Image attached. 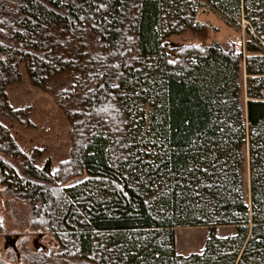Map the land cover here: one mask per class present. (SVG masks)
I'll return each instance as SVG.
<instances>
[{
	"label": "trees",
	"instance_id": "16d2710c",
	"mask_svg": "<svg viewBox=\"0 0 264 264\" xmlns=\"http://www.w3.org/2000/svg\"><path fill=\"white\" fill-rule=\"evenodd\" d=\"M208 7L250 23L247 55L171 42L204 35ZM22 67L47 92L63 79L72 104L70 156L54 171L0 122V195L58 245L24 238V264H264V0H0V116L18 123L8 88ZM223 225L237 233L177 253V228Z\"/></svg>",
	"mask_w": 264,
	"mask_h": 264
},
{
	"label": "rangeland",
	"instance_id": "374dc122",
	"mask_svg": "<svg viewBox=\"0 0 264 264\" xmlns=\"http://www.w3.org/2000/svg\"><path fill=\"white\" fill-rule=\"evenodd\" d=\"M198 20L211 27L202 34L192 32L182 36H173L172 43L194 44L206 46L214 41L221 43H235L237 48L247 55V41L250 40L248 24L234 25L216 11L202 8ZM23 78L8 88L10 104L15 109H22L27 118L23 122H15L6 116H0L4 130L14 141L20 152L28 157L38 156L37 165L43 167L46 160H51L52 170H56L60 162L66 160L71 152L70 121L68 110L72 106L64 93L63 79H59L54 86V92L36 88L28 76L25 67H22ZM247 75L244 73L241 104L246 115V87ZM247 182V181H246ZM2 188L0 183V189ZM0 213L5 221L6 231L0 237V255L2 258L15 264H24L21 254L23 239L28 238L29 248L32 251H52L57 248V242L50 234H39L32 230V218L29 205L10 196L0 195ZM212 231L219 237H229L237 233L233 225L217 226L211 229L207 226L179 227L176 233V251L179 255H189L204 251L207 240Z\"/></svg>",
	"mask_w": 264,
	"mask_h": 264
},
{
	"label": "built area",
	"instance_id": "2783aa9c",
	"mask_svg": "<svg viewBox=\"0 0 264 264\" xmlns=\"http://www.w3.org/2000/svg\"><path fill=\"white\" fill-rule=\"evenodd\" d=\"M244 23H247L248 25L250 24L246 19H243Z\"/></svg>",
	"mask_w": 264,
	"mask_h": 264
}]
</instances>
